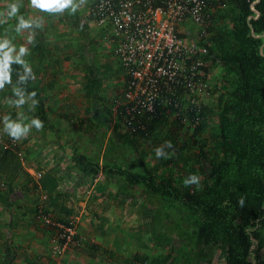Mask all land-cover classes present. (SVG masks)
I'll return each mask as SVG.
<instances>
[{"label": "rangeland", "instance_id": "1", "mask_svg": "<svg viewBox=\"0 0 264 264\" xmlns=\"http://www.w3.org/2000/svg\"><path fill=\"white\" fill-rule=\"evenodd\" d=\"M9 2L0 0V38L6 36L17 48L28 49L24 59L38 72L36 83L45 89L53 129L32 127L27 136H9L3 131V116L30 119L35 108L27 94L24 105L9 103L15 99L12 84L0 89V134L12 138L22 164L14 178L0 173V264L5 261L7 247L14 251L12 264H144L135 256L146 258L145 264H225L218 246L210 248L206 259L197 258L195 219L181 203L152 196L144 185H130L116 171L143 174L149 169L158 179L168 176L176 184H182L188 174H200L202 143L191 142L194 125L186 111L196 104L212 109L197 136L208 139L217 128L218 98L234 86V73L207 59V94L195 103L186 94L177 95L172 104L177 110L168 113L158 137L141 139L128 127L126 76L115 56L111 32L91 15L95 0H74L80 19L89 26L84 41L64 21V12L33 9L28 0H18V14L39 19L42 26L16 33V18L6 15ZM217 2L211 9L216 15L214 26L230 30L231 7ZM38 34H43L50 52L47 62L36 48ZM88 66L100 82L93 100L86 97ZM170 140L179 145L188 140L190 151L181 159L175 153L176 158L169 162L172 153L166 142ZM160 146L165 156L157 157L155 149ZM75 152L98 162L101 172L95 177L84 174L73 161ZM29 169L56 179L55 193L60 197L55 205L50 207L46 194L36 189ZM160 237L168 242L158 244Z\"/></svg>", "mask_w": 264, "mask_h": 264}, {"label": "trees", "instance_id": "2", "mask_svg": "<svg viewBox=\"0 0 264 264\" xmlns=\"http://www.w3.org/2000/svg\"><path fill=\"white\" fill-rule=\"evenodd\" d=\"M218 1L223 3L225 0ZM97 2L95 0L91 11L94 20ZM224 3L231 7V29L214 26L216 15L212 12L210 27L205 34L207 39L202 44L208 49L207 58L212 63L220 64L234 73V86L218 98L217 128L209 134L208 139L200 140L197 136L205 127L206 113L212 109L196 104L186 111L194 125L190 140L202 143L198 153L201 173L197 174L201 181L185 186L184 183H173L168 176L158 179L149 169L143 174L123 170L116 172L124 176L128 184H142L150 195L177 201L190 212L195 219L193 236L199 260L209 257L210 248L218 246L225 264H264V0H226ZM217 4V0H209L211 9ZM64 21L78 32L81 40L89 37V26L80 19L77 11L69 13L67 9L64 10ZM36 39L38 53L47 62L50 52L43 34H38ZM11 68V84L14 85L17 71L22 70V66L13 64ZM32 70L34 78L23 85L25 94L36 93L35 97H30L37 103L34 105L35 111L30 112L29 116L39 118L43 122L42 128L48 131L53 126L48 116L45 89L41 83H36L38 72ZM205 70L207 73L208 68ZM85 74L86 97L93 100L99 92L100 82L97 76L91 74L89 66ZM185 93L179 89L177 95ZM170 98L171 102L167 104L159 100L153 118L145 114L139 116L141 122H135L133 127L129 125L130 132L141 139L158 137L161 126L168 120V113L177 110L172 106L175 96ZM0 136L2 140L12 141V138ZM169 142L171 147L168 150L172 153L169 162L176 155L181 159L190 151L187 148L188 140H184L182 145L173 140ZM2 148L0 145V173L14 178L22 167L17 151L12 146ZM73 161L90 177L97 176L102 170L98 162L83 153L75 152ZM29 177L36 189L46 194L49 206L55 205L60 197L55 193L56 179L49 173L42 174L40 179L30 174ZM160 240V245L168 242L162 241L161 237ZM13 252L10 247L6 248L2 264L13 263ZM134 259L144 264L147 261L140 256Z\"/></svg>", "mask_w": 264, "mask_h": 264}, {"label": "built area", "instance_id": "3", "mask_svg": "<svg viewBox=\"0 0 264 264\" xmlns=\"http://www.w3.org/2000/svg\"><path fill=\"white\" fill-rule=\"evenodd\" d=\"M96 21L111 32L114 53L126 76L128 125L153 118L159 100L171 102L184 90L191 103L207 94L209 0H98ZM138 116V117H137ZM3 148L14 147L13 141ZM28 173L40 179L41 172Z\"/></svg>", "mask_w": 264, "mask_h": 264}, {"label": "clouds", "instance_id": "4", "mask_svg": "<svg viewBox=\"0 0 264 264\" xmlns=\"http://www.w3.org/2000/svg\"><path fill=\"white\" fill-rule=\"evenodd\" d=\"M29 5L33 9H38L45 13L58 14L68 10L69 13H74L78 4L74 0H28ZM20 10V3L18 0H10L6 9L7 17H15L16 24L14 30L16 33H20L24 29L32 30L33 26L35 28H40L41 20L39 19H26L23 14H18ZM31 39V37H29ZM28 53V49L24 46H19L12 42L8 37L0 38V89L4 88L6 84H11V65L18 64L22 66V70L17 71V80L12 87V93L15 99H10L9 103L20 107L26 102L25 89L23 85L30 79L34 78V73L30 64L24 59L25 55ZM36 93H28V97H35ZM37 101L32 100V104L35 105ZM25 120L27 122H25ZM3 131L14 139H19L21 137L27 136L30 129L35 127L40 129L43 127V122L37 118L33 117L28 119H11L9 116L5 115L2 118ZM168 147H171L170 142H166ZM155 154L157 157L165 156L163 146L157 147L155 149ZM183 183L187 185H195L199 183V176L196 174H189L184 178Z\"/></svg>", "mask_w": 264, "mask_h": 264}]
</instances>
